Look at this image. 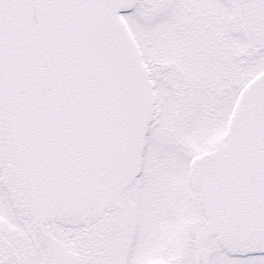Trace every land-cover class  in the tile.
<instances>
[{
  "label": "snow or ice",
  "instance_id": "snow-or-ice-1",
  "mask_svg": "<svg viewBox=\"0 0 264 264\" xmlns=\"http://www.w3.org/2000/svg\"><path fill=\"white\" fill-rule=\"evenodd\" d=\"M0 264H264V0H0Z\"/></svg>",
  "mask_w": 264,
  "mask_h": 264
}]
</instances>
